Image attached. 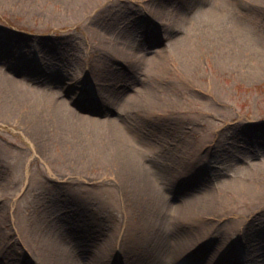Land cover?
Listing matches in <instances>:
<instances>
[{"label":"rangeland","instance_id":"obj_1","mask_svg":"<svg viewBox=\"0 0 264 264\" xmlns=\"http://www.w3.org/2000/svg\"><path fill=\"white\" fill-rule=\"evenodd\" d=\"M217 4L218 0H153L151 4L149 0H100L89 3L86 9L69 12L61 0H0V56L12 48L29 54L47 53L36 58L42 63L16 72L25 74L27 78L22 79L35 89L62 85L63 90L57 87L56 94L73 107L72 96L83 89V94H91L89 80L97 78L103 67L122 79L112 83L111 77L108 86L112 90L139 87L140 81H149L137 66L106 60L99 50L97 29H104L113 41L121 39L125 46L140 44L146 59L166 54L173 57L176 46L184 44L205 46L197 58L200 80L196 84H202L215 101L208 98L201 103L202 98L190 89L198 101L190 105L188 113L157 120L162 127L133 131L135 139L148 147L143 159L146 163L162 177L171 178L176 172L185 178L179 183L170 182L171 188H166L160 197L170 203V212L180 210L187 216L189 193L220 194L223 186L235 188L244 177L263 172L259 162L264 161V7L253 1L236 3L221 18L224 31L217 38L206 29H198L208 20L209 6ZM177 13L181 16L175 17ZM113 17L119 22L115 27L110 21ZM151 18L156 22L150 23ZM171 24L176 33L169 37ZM233 25L237 26V34L229 30ZM155 31L160 32V37ZM145 37L149 44H145ZM221 46H235L233 54L228 50L225 60L229 61L221 58ZM46 60L50 63L46 64ZM24 61L36 63L27 56ZM84 114L99 121L109 118H99L88 111ZM201 139L206 140L203 156L197 161H182V154L192 153ZM70 144L63 138L54 147L49 144L48 153L57 159L71 150ZM20 161L25 166L29 164L28 189L23 191L25 180L7 197L13 203V217L2 215L7 199L0 203V233L7 223L37 221V226L45 230L57 228L64 241L79 242L83 256L85 251L97 250L119 238L118 229L140 223V251L127 264H264V209L257 210L243 225L237 217H228L213 230L193 216L182 220V225L173 222L171 226L163 218L161 227L156 222L159 232L153 226L159 213L153 197L119 193L110 183H66L63 178L54 182L56 187L47 189L41 177L56 171L57 160L44 162L19 123L0 120V192L3 180L14 174L13 167ZM96 171L89 167L83 177L88 179ZM262 182L264 187V173ZM241 209L245 208H228L229 216ZM195 234L201 238L199 242L193 238ZM176 239L186 242L179 254L175 253L178 247L174 249ZM17 251H10V264H23L25 259ZM1 258L0 264H6L8 260Z\"/></svg>","mask_w":264,"mask_h":264},{"label":"bare ground","instance_id":"obj_2","mask_svg":"<svg viewBox=\"0 0 264 264\" xmlns=\"http://www.w3.org/2000/svg\"><path fill=\"white\" fill-rule=\"evenodd\" d=\"M95 1L100 0H61L69 12H73L77 8L86 9L89 3L93 4ZM135 1L137 0H133L134 3ZM218 1L219 4L216 6H209L208 20L198 28L208 30L217 38L224 31L221 18L236 3L253 1L264 7V0ZM152 2L153 0H149V4ZM156 14H154L155 18L158 15ZM180 16L181 13L175 14V17ZM154 20L151 18L149 22L152 23ZM110 21L114 27L119 24L114 17ZM172 27L171 24L167 31L169 37L176 33V31L173 32ZM229 28L237 34L236 25ZM103 30L102 28L97 29V34L99 50L106 60L109 62L121 60L127 62L128 66H137L141 74L149 81H140L139 87L132 85L122 91L112 90L111 86H108L111 84V77H113L112 83L118 80L122 81V79L119 77L120 75L103 67L97 78L92 77L89 80L91 90L88 89V91L91 94H83L85 89L77 91L72 96L74 97V106L71 107L56 94L57 87L63 90L62 85L57 84L53 89L48 90L35 89L27 80L22 79L27 78L25 74L16 72L19 69L42 63L36 62V58L38 59L42 54V57H45L47 53L29 54L21 48H12L0 56V120L19 123L21 130L32 142L38 157L46 163H54L57 160L59 164L52 174H41L40 182L44 180L49 190L56 187L54 182L59 181V178H63L66 183L78 181H92V185L110 183L119 193L153 197L159 207L155 208L159 213L154 220V227H158L157 221L161 227L163 218L171 226L173 222L182 225V220L193 216L197 221L207 222L210 229L213 227L215 229L220 220L228 217H237L242 220V225L251 220L257 210L264 209L262 182L264 161L260 160L259 162L263 170L262 173L244 177V180L241 179L242 184L235 188L223 186L220 194L192 192L189 193V196L186 195L190 200L186 203L188 211L186 214L188 215L185 216L180 210L170 212V203L160 197L161 193H165L166 188H171L170 182L179 183L185 181V178L176 172L172 173L171 178L162 177L151 164L143 160L146 158L148 149L145 142L139 141L133 136L134 129L162 127L164 125L158 124L157 120L172 119L188 113L190 105L198 101L196 97H192L190 89L202 98L200 99L201 103L207 102L208 98L215 101L202 84H196V80H200V67L197 58L205 46L184 44L176 46L173 52L174 58L166 54L158 59H146L140 49V44L125 46L121 39L113 41L111 38H107ZM151 33L154 31L151 30ZM159 33V31H155L156 37H160ZM166 38L168 37L166 36ZM144 41H146L145 44L150 42L147 37ZM214 47L216 46H207V49H214ZM221 47H224L222 48L223 53L220 55L221 58H224V61H229L225 59L229 51L233 54L235 46ZM261 47L264 49V46ZM26 56L35 60L36 63L34 61H32L33 64L25 62L24 57ZM46 61V64L50 63V61ZM140 86L143 88L142 92H140ZM84 96L85 98H82ZM84 111L99 116V118H109L103 121L90 119L84 114ZM63 138L68 144L71 143V150H67L65 154L59 155L55 159L48 153L49 144L54 147L61 139L63 141ZM205 148L206 140L201 139L192 153L184 152L182 154V161H197L203 156ZM84 153L87 155H83ZM28 165L25 166L20 161L13 167L14 174L3 180L0 203L7 199L4 208H1L5 218L15 215L13 203L8 201L7 197H11L25 180L27 184L23 191L27 192L30 180ZM89 167L96 169L97 173L87 179L83 176ZM136 205L140 207V203ZM228 208L245 209L235 212L234 216H229ZM37 224V221L30 224L20 221L14 225L10 223L5 225V229L0 233V256L1 259L8 260L6 264H10L9 261L12 259L9 256L10 251L16 249L25 259L23 264H127V261H130L140 251V225H138L140 223L118 229L119 238L114 239L106 246H100L97 250L94 248L85 251L83 256L80 254L83 247L79 245V242L74 239L70 240L71 243L68 240L64 241L65 238H61L57 228L45 230ZM159 227L156 230L160 232ZM154 237L157 241L155 234ZM193 238L196 239V242L201 239L196 234L193 235ZM84 240L86 242V238ZM174 244V249L178 247L175 253L179 254L180 249L185 248L186 242L185 239H176Z\"/></svg>","mask_w":264,"mask_h":264}]
</instances>
